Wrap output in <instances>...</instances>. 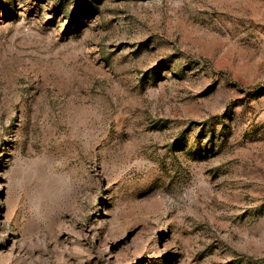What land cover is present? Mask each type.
I'll list each match as a JSON object with an SVG mask.
<instances>
[{
  "label": "rangeland",
  "instance_id": "1",
  "mask_svg": "<svg viewBox=\"0 0 264 264\" xmlns=\"http://www.w3.org/2000/svg\"><path fill=\"white\" fill-rule=\"evenodd\" d=\"M0 264H264V0H0Z\"/></svg>",
  "mask_w": 264,
  "mask_h": 264
}]
</instances>
